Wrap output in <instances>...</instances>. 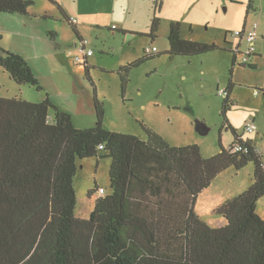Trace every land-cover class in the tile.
Returning <instances> with one entry per match:
<instances>
[{
  "label": "trees",
  "instance_id": "16d2710c",
  "mask_svg": "<svg viewBox=\"0 0 264 264\" xmlns=\"http://www.w3.org/2000/svg\"><path fill=\"white\" fill-rule=\"evenodd\" d=\"M31 4L0 0V12L30 15ZM159 25L156 16L153 38ZM182 34L181 23L172 22L171 55L221 48ZM232 50L235 66L238 53ZM145 59L121 66L124 92L130 68ZM27 61L0 44V65L10 77L43 89ZM84 64L89 74L90 66ZM244 64L256 67L251 61ZM234 85L231 78L223 95L224 115L231 108ZM94 99L97 123L80 128L49 95L41 102L0 97V264H264V217L257 212L264 195V164L252 139L230 123L233 142L228 148L220 142V152L206 158L199 145H171L145 125L147 140L104 128L103 104ZM196 123L201 131L205 123ZM236 143L244 149L237 151ZM101 150L111 158V192L98 194L91 215L82 218L76 214L74 187L78 160L101 155ZM250 160L255 164L252 185L216 207L226 225H209L195 209L200 192L228 166L241 169Z\"/></svg>",
  "mask_w": 264,
  "mask_h": 264
},
{
  "label": "rangeland",
  "instance_id": "374dc122",
  "mask_svg": "<svg viewBox=\"0 0 264 264\" xmlns=\"http://www.w3.org/2000/svg\"><path fill=\"white\" fill-rule=\"evenodd\" d=\"M31 1L26 16L33 21L28 28L0 18V44L25 58L33 56L35 49L40 51L29 62L40 73L37 77L43 89L16 82L0 65V97L41 102L49 95L69 111L80 128L97 123V97L104 107V128L147 140L145 125L171 145H199L206 158L220 152V142L226 148L233 142L231 123L244 138L257 142L264 164V0H253L251 6L250 0H161L158 7V0ZM6 13L0 15H9ZM156 16L160 25L153 38L150 34ZM176 21L181 23L184 37L214 42L221 48L195 56L171 55L168 34ZM254 22L258 23L257 67L245 65L239 54L234 66L232 49L240 37L234 33L251 29ZM83 40L86 50L93 52L87 59L80 49ZM241 43V51L249 48L246 36ZM155 46V55L147 57V49ZM77 56L83 58L81 62ZM144 57L130 68L124 92L121 66ZM84 62L90 66L89 74ZM231 78L235 84L232 105L224 115L226 96L219 90L227 88ZM54 114L50 107L51 120ZM197 120L207 125L208 133L197 130ZM249 123L255 126L254 132L245 131ZM100 154L78 160L74 187L76 214L82 218L91 215L99 197L97 191L90 196V190L98 185L106 194L111 192V158L104 150ZM254 171L252 160L241 169L228 166L201 191L196 211L213 220L220 217L226 225L227 218L211 208V197L238 196L252 185ZM257 212L264 217V195L258 200Z\"/></svg>",
  "mask_w": 264,
  "mask_h": 264
},
{
  "label": "crops",
  "instance_id": "0c3cea01",
  "mask_svg": "<svg viewBox=\"0 0 264 264\" xmlns=\"http://www.w3.org/2000/svg\"><path fill=\"white\" fill-rule=\"evenodd\" d=\"M6 14H9V15H0V18H6V19H8V20H10V22L12 23V24H14L13 22H17V23H19V25H21V26H24L25 28H28V24L31 22V21H33V19L31 18V17H27L26 15H23V14H19V13H14V14H10V13H6ZM260 26V25H259ZM4 29V28H3ZM260 29V28H259ZM183 36V35H182ZM262 36H264V33L261 31V37ZM184 37V36H183ZM186 38V37H185ZM243 39H244V37H242V38H240L239 37V39H238V42H241V41H243ZM262 39H263V37H262ZM242 44V43H241ZM8 48V47H7ZM9 50H10V46H9V48H8ZM33 56H31V57H36L39 53H40V51L38 50H33ZM254 55H253V59L251 60V63L252 64H254V66H256L257 67V63H256V61H257V59H259L260 58V56H259V54H258V52H257V49H256V51H254ZM203 54H205V53H203ZM258 54V55H257ZM201 55V54H200ZM31 57H27L26 59L28 60L27 62L31 65V67L33 68V70L35 71V73L39 76V78H40V73L39 72H36V70H35V68L33 67V65L29 62L30 61V58ZM238 54H237V60H238ZM24 88H26V87H24ZM235 89V85L233 86V90ZM30 90V89H29ZM232 90V91H233ZM233 93V92H232ZM255 94H257V93H255ZM258 96V95H257ZM250 139H252V138H250ZM253 140V139H252ZM254 141V140H253ZM255 143V146H257V142L256 141H254ZM203 191V190H202ZM201 193V192H200ZM235 194V193H234ZM233 197V196H232ZM231 198V197H230ZM229 199V197L228 196H223V195H217V196H215V197H211V201H210V205H211V208L213 209V211H215V209H216V207L219 205V204H222V203H224L226 200H228ZM200 202V199H199V196H198V200H197V204L195 205V209H197V206H198V203ZM204 203H205V201H204ZM202 204V203H201ZM197 213H199V211L197 210ZM200 214V216L204 219V221L205 222H207L208 224H210V225H212V226H219V227H221V226H223L224 225V220L223 219H220V217H219V219H215V220H213V219H211V218H207V214H205V212H203L202 211V213H199ZM227 221V220H226Z\"/></svg>",
  "mask_w": 264,
  "mask_h": 264
},
{
  "label": "built area",
  "instance_id": "2783aa9c",
  "mask_svg": "<svg viewBox=\"0 0 264 264\" xmlns=\"http://www.w3.org/2000/svg\"><path fill=\"white\" fill-rule=\"evenodd\" d=\"M257 28H258V23L254 22L253 25H252V28L249 29V30H244V31H236V33H234L235 35H239L240 38L242 37H247V40L249 42V48L245 51H241L240 50V45H241V42H238L237 46H236V50H237V53L239 55L242 56V61L244 63H249L251 61V55L254 53V51H256V48H255V41H256V38L258 36V32H257ZM84 53H85V57L86 59L91 56L93 54L92 50H86V41L83 40L82 41V47L80 48ZM154 51H157V47H153V48H149L147 49V53H152ZM82 57L81 56H77L76 60L81 62L82 61ZM221 92V94L225 95L226 93V90L221 88L219 90ZM257 93V92H256ZM255 130V126L252 124V123H249L246 125V128H245V131L247 132H254ZM235 149L238 150H243L244 149V146L243 145H240V144H235ZM101 149H103V145L100 146ZM247 149V148H245ZM105 188L104 187H101L99 188L98 190V194L101 196L103 194H105Z\"/></svg>",
  "mask_w": 264,
  "mask_h": 264
},
{
  "label": "water",
  "instance_id": "95a60500",
  "mask_svg": "<svg viewBox=\"0 0 264 264\" xmlns=\"http://www.w3.org/2000/svg\"><path fill=\"white\" fill-rule=\"evenodd\" d=\"M209 129L206 124L203 125L202 130L200 132L202 133H208Z\"/></svg>",
  "mask_w": 264,
  "mask_h": 264
}]
</instances>
